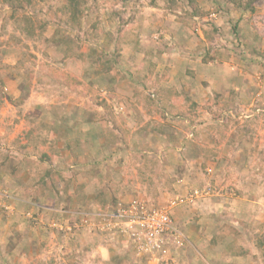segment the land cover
I'll use <instances>...</instances> for the list:
<instances>
[{
	"label": "rangeland",
	"instance_id": "rangeland-1",
	"mask_svg": "<svg viewBox=\"0 0 264 264\" xmlns=\"http://www.w3.org/2000/svg\"><path fill=\"white\" fill-rule=\"evenodd\" d=\"M195 1L0 0V264H144L101 216L132 200L163 264H264V0Z\"/></svg>",
	"mask_w": 264,
	"mask_h": 264
},
{
	"label": "built area",
	"instance_id": "built-area-1",
	"mask_svg": "<svg viewBox=\"0 0 264 264\" xmlns=\"http://www.w3.org/2000/svg\"><path fill=\"white\" fill-rule=\"evenodd\" d=\"M108 216L115 221L110 230L127 239L144 264H160L170 248L184 243L168 210L148 208L145 203L132 200L110 211Z\"/></svg>",
	"mask_w": 264,
	"mask_h": 264
},
{
	"label": "trees",
	"instance_id": "trees-1",
	"mask_svg": "<svg viewBox=\"0 0 264 264\" xmlns=\"http://www.w3.org/2000/svg\"><path fill=\"white\" fill-rule=\"evenodd\" d=\"M84 0H69L70 4L68 5V8L70 10V16L67 20V22L70 23L69 26L72 27H78V24L80 23V21L82 20V18L85 16V12L84 10L81 8V5L83 4ZM188 1V3L192 6L196 4L195 0H186ZM255 2V0H245L244 3H242V6L244 7V9L249 10V11H253L254 7H253V3ZM194 12L192 14V16H199L200 14H197V12L199 13L200 11H197V6H195ZM177 21L180 24H186L187 23V19H185V17L183 16H178ZM235 30V28H234ZM218 33V29H212L211 31H207L204 32L206 40L208 43H211L214 39L216 34ZM218 52L215 53L213 56H217ZM213 57L212 55H206L204 57V62L207 63L209 62ZM234 94V93H233ZM222 100V96L221 95H215V100L211 101V103H214L216 106L220 105V109L221 110H227L228 108L231 110H234L236 108L235 103L233 102L232 98L231 100H229V102L227 103L228 105H225L226 103L222 104L221 103ZM216 102V103H215ZM122 130V129H120ZM112 202V201H111Z\"/></svg>",
	"mask_w": 264,
	"mask_h": 264
},
{
	"label": "crops",
	"instance_id": "crops-1",
	"mask_svg": "<svg viewBox=\"0 0 264 264\" xmlns=\"http://www.w3.org/2000/svg\"><path fill=\"white\" fill-rule=\"evenodd\" d=\"M228 83H230L231 85L229 86V87H227V88H232V89H228V90H226L225 92L226 93H228V91L229 90H233V89H236V88H233V86H232V80L230 79L229 81H228ZM226 88V89H227ZM91 214H93L92 212H85V211H76V216L80 219V217H88V216H90ZM103 218H104V220H105V218H107V221H108V225H109V223H111L112 222V219H110L109 218V216H106V215H101ZM73 220H74V225H72L73 226V228L75 229L74 231H76V230H78V228H79V225L77 224V222H76V220L74 219V218H72ZM174 223V222H173ZM107 225V226H108ZM109 228V227H108ZM114 238H116L117 240H119V239H122V237L121 236H115ZM119 241H121V240H119ZM121 242H123V241H121ZM128 244V243H127ZM128 246H130L129 244H128ZM128 246L126 247V246H124V247H121L120 248V250H126L127 248H128ZM99 250H101L100 248H98ZM177 250H179L178 248H170L169 249V251L167 252V255L165 256V258L164 259H162V261H161V263L160 264H163V263H169L170 261H172L173 260V255H174V253L177 251ZM173 262V261H172Z\"/></svg>",
	"mask_w": 264,
	"mask_h": 264
},
{
	"label": "clouds",
	"instance_id": "clouds-1",
	"mask_svg": "<svg viewBox=\"0 0 264 264\" xmlns=\"http://www.w3.org/2000/svg\"><path fill=\"white\" fill-rule=\"evenodd\" d=\"M107 216H108V215H107ZM109 218H110V217H109ZM110 219H112V218H110ZM112 222H115V221L112 220ZM112 222L109 223V225H108V227H109V231H111V230H110V225L112 224ZM70 227H71V230L74 229L73 226H70ZM111 232H112V234H113L114 236H117V235H118V236H121V235L118 234V232H117V233H114L113 231H111ZM121 237H122V236H121ZM127 243H128V242H127Z\"/></svg>",
	"mask_w": 264,
	"mask_h": 264
}]
</instances>
